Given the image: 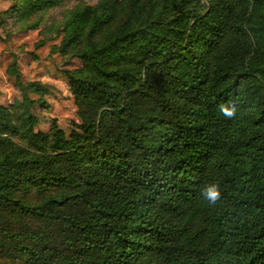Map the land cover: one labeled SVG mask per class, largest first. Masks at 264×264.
Listing matches in <instances>:
<instances>
[{
  "label": "trees",
  "instance_id": "obj_1",
  "mask_svg": "<svg viewBox=\"0 0 264 264\" xmlns=\"http://www.w3.org/2000/svg\"><path fill=\"white\" fill-rule=\"evenodd\" d=\"M78 1L55 47L83 65L69 135L36 131L48 88L8 69L0 264H264V0Z\"/></svg>",
  "mask_w": 264,
  "mask_h": 264
},
{
  "label": "rangeland",
  "instance_id": "obj_2",
  "mask_svg": "<svg viewBox=\"0 0 264 264\" xmlns=\"http://www.w3.org/2000/svg\"><path fill=\"white\" fill-rule=\"evenodd\" d=\"M80 3L69 0L58 9L18 22L11 16L6 17L14 0H0V104L10 107L22 100L14 79L8 73L10 65L16 60L25 83L38 82L48 88L45 100L49 107H35L39 119L37 132H48L55 119L69 135L72 125L80 123L78 107L63 72L81 69L82 62L76 58L67 59L55 51L62 40L60 29L65 19Z\"/></svg>",
  "mask_w": 264,
  "mask_h": 264
}]
</instances>
